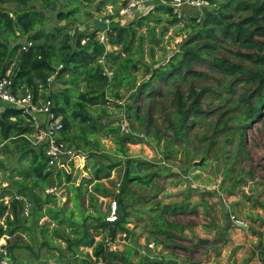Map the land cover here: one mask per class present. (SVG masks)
I'll use <instances>...</instances> for the list:
<instances>
[{
    "label": "trees",
    "instance_id": "obj_1",
    "mask_svg": "<svg viewBox=\"0 0 264 264\" xmlns=\"http://www.w3.org/2000/svg\"><path fill=\"white\" fill-rule=\"evenodd\" d=\"M67 1L64 9L57 14L60 22L66 23L49 27L52 22L49 13L57 9L59 0H0V76L10 71L16 89L22 93L31 92L35 100L51 99L52 110L63 123L61 139L73 149L75 146L83 149L89 157L95 156L90 152L95 142L93 137L102 133L112 135L123 153L126 152L125 144L149 140V133L144 136L125 133L122 125H111L118 119L112 118L109 107H120L126 93H131L127 96L131 101L125 105L128 117H135L143 125L150 114L141 112L137 99L141 95L166 97L173 87L174 93L179 95L175 91L177 86H182L189 78L200 76L194 65L202 62L214 72L238 76L241 66L217 55L225 43L259 50L257 55L237 54L250 57L251 61H260L264 66V41L255 39L257 34L264 36V25L261 24L264 20V0H203L209 5L203 10L194 8L198 12L188 19L187 26L193 32L170 55L163 44L166 30H158L157 25L166 14L171 17L170 24H176L180 19L170 8L159 5L157 0L153 2L155 7L147 13L138 14L126 24L121 23L124 19L121 9L108 14L106 18L117 22L110 24L105 40L100 39L101 28L88 27L92 16L91 4L96 0H70L71 4ZM108 1L102 0L103 3ZM8 4L13 7H8ZM81 7L88 8L84 14ZM245 11L250 15L241 18ZM82 26L86 28L82 29ZM22 38L25 42H33L28 50L23 49L25 42L21 41ZM108 45L115 49H109ZM158 48L163 51L161 57L156 55ZM261 64L255 66V71L248 70L246 74L249 78H259L261 85L256 93L241 99L247 106L243 116L239 117L241 124L234 129L239 137L245 136L246 127L259 118L264 108V68L260 70ZM244 81L249 80L245 78ZM56 83H60L61 87L51 91V85ZM190 90L192 103L187 106L186 101L179 97L181 108L176 118L171 119L174 141L181 138L184 128L189 127L191 116L199 118L205 112L201 104L203 94L193 87ZM103 119H108L107 123ZM33 131V120L23 109L4 105L0 110V143L17 145L23 156L28 158V168L13 171L10 183L0 190V239L6 238L4 247L8 258L13 260L16 250L28 249L34 257L29 264H49L48 258L42 259L39 253V250L47 248L58 251L52 256L56 258L55 264H96L99 259L104 264H134L129 249L111 251L108 243L115 240L118 233L131 234L132 229L128 225L132 222L131 211L142 219L141 211L133 209L135 192L129 182L149 184L156 173H144L143 168L149 170L147 165L143 166L144 162L127 158L126 178L118 192L103 183L102 179L110 177L111 170L120 163L99 164L77 186L73 183L77 177L72 173L49 165L44 148L34 145L28 138ZM155 136L160 142V132ZM232 139L230 137V141ZM170 152H167L168 157ZM69 164L73 166L74 161ZM64 183L75 192L73 206L69 208L58 205L55 191L48 192L62 187ZM89 185H92L91 191L88 190ZM112 185L117 186L115 182ZM86 193L96 216L86 214ZM98 196H112L119 205L117 220L108 221L102 217L96 225L108 230V234L100 240H96L97 235L88 222L90 217L99 219ZM184 204L158 200L148 207L151 214L150 235L158 244L161 240L165 248L172 247L170 237L173 231L185 229L184 225L168 218L182 212ZM44 218L48 221H42ZM60 241L67 243L69 251H80V247L85 246L92 248V253L83 254L80 251L86 257L81 258L74 253L66 258L57 245ZM146 248L143 246L141 252L146 253ZM155 259L163 262L160 258ZM152 260V256L147 255L135 264H147Z\"/></svg>",
    "mask_w": 264,
    "mask_h": 264
},
{
    "label": "rangeland",
    "instance_id": "obj_2",
    "mask_svg": "<svg viewBox=\"0 0 264 264\" xmlns=\"http://www.w3.org/2000/svg\"><path fill=\"white\" fill-rule=\"evenodd\" d=\"M65 1L59 0L57 9L49 13L52 19L49 27L53 24L66 23L60 22L57 18L58 12L64 9ZM67 2L72 3L70 0ZM155 5L153 4L154 7ZM8 7L12 8L13 5L8 4ZM91 7L92 16L88 27L101 28L99 34L101 37L106 29L102 27L109 25L106 16L114 14L117 8L121 9L122 1L109 0L103 3L102 0H96ZM87 9L81 7V13L84 14ZM184 10L186 17L176 24H170L171 17L166 14L164 20L157 25L158 30H166L163 44L168 50V55L178 50L180 43L193 32L187 23L189 16L198 11L195 12L196 9L187 6ZM138 14L128 13V16L121 14L124 18L121 23H128L138 17ZM242 14L241 18L250 15L248 11ZM261 24L264 25V20H261ZM71 27H74V24H71ZM85 28L82 26V29ZM255 39L264 41V36L257 34ZM21 41L25 42V39L22 38ZM108 48L115 49L110 45ZM237 53L257 55L259 50L225 43L217 55L240 65L238 76L214 72L209 66L200 62L193 66L200 76L189 78L185 84L177 86L175 91L177 90L179 95L174 93V87L166 97L159 94L151 98L141 95L137 99L140 110L142 113L150 114L143 125L135 117H128L125 105L131 101L127 98L131 93H126V99L120 107H109L112 118L118 119L111 125H122V131L125 133H137L141 136L149 133V140L125 144L126 152L123 153L112 135L102 133L93 137L95 142L90 152L95 153L94 157H89L87 152L75 146L76 156L71 159L74 165L66 163L63 167L67 173L77 177L73 183L78 186L82 179L88 177L99 164L120 163L111 170L110 177L102 179L103 183L116 192L126 178L124 173L127 158L144 162L143 166L147 165L149 168V170L143 168L144 173H156L149 184L129 182V186L135 192L132 200L133 209L141 211L142 219H138L137 213L131 211L132 222L128 224L132 229L131 234L125 236V233H118L115 239L117 249L110 248L111 251L129 249L134 264L147 255L153 256L154 259L160 258L163 263L167 261V264H246L247 258L260 257V249L264 246V108L259 118L246 127L245 136H237L234 129L241 124L239 117L243 116L247 106L241 99L256 93L261 85L259 78H249L246 74L248 70L255 71V66L261 62L251 61L250 57L239 56ZM162 54L163 51L158 48L157 57H161ZM254 59H257V56H254ZM259 68L262 70L264 66L261 64ZM9 73L10 71L7 72ZM239 78H248L249 81L238 80ZM59 87H61L60 83L52 84L50 90L55 91ZM190 87L203 94L201 104L205 112L199 118L191 116L189 127L184 128L181 138L174 141L171 119L176 118L181 108L179 97L186 101L187 106L192 103ZM107 121L108 119H103L104 123ZM158 132L161 134L160 142L155 136ZM33 136H30L32 141L35 140ZM230 137H233L231 141ZM167 152H170L169 157ZM27 163L28 158L23 156L17 145L10 142L0 143V190L2 186L10 183L13 171L27 169ZM113 182L117 186H113ZM88 190H92V185L88 186ZM52 191H55L59 198L58 205L66 208L73 206L72 197L75 192L69 189L68 184L64 183L60 188L48 190V192ZM98 198L101 212L99 219L90 217L88 220L93 233L97 235L96 240L108 234L107 229L96 225L102 217L108 216L115 201L112 196H98ZM146 200L149 202H142ZM158 200L163 203L185 202L182 212L168 216L170 220L185 226L183 231L172 232L174 234L170 237L171 248H165L161 240L158 244L149 232L151 214L148 207ZM187 202L190 204L187 205ZM84 207L87 209L86 214L97 215L95 209L91 208L88 193L85 196ZM118 213L119 205L117 215ZM44 220L48 221L47 218L42 221ZM236 220L242 221L247 228L238 229ZM259 238L263 242L259 241ZM150 243L154 244V248H150ZM5 244L6 238L2 237L0 264H29L34 259L28 249L16 250L15 258L9 259ZM57 245L66 258L74 253L81 258L86 257L83 256L84 253H92V248L85 246L80 247L83 254L77 250L69 251L65 241H60ZM143 246L150 250L146 248V253L141 252ZM37 250L38 247L35 246V251ZM39 253L42 259L48 258L49 264H55L56 258L52 256L58 253L57 250L43 248ZM260 264H264V260Z\"/></svg>",
    "mask_w": 264,
    "mask_h": 264
},
{
    "label": "built area",
    "instance_id": "obj_3",
    "mask_svg": "<svg viewBox=\"0 0 264 264\" xmlns=\"http://www.w3.org/2000/svg\"><path fill=\"white\" fill-rule=\"evenodd\" d=\"M122 7L120 13L127 15L128 13L143 14L153 6V1L156 0H121ZM159 5L168 7L178 19L186 17L184 7H193L203 10L209 3L203 0H157ZM107 33L100 38L105 40ZM33 45L32 41L24 43L23 49L28 50ZM14 81L9 74L0 76V110H3L4 105H12L19 107L27 112L34 123V131L31 136L34 137L32 143L38 147H43L46 156L48 157L49 165L57 168H63L65 164L72 161L76 156L75 150L61 139L63 123L61 117L56 116L52 110L53 101L35 100L34 95L27 91L22 93L14 86ZM125 127L123 126V130ZM118 204L116 201L112 203V210L106 217L108 221H115L117 215ZM237 226H243V222L236 220ZM126 236V234H124ZM116 240H110L108 245L110 248L117 249ZM150 248H154V244L150 243ZM96 264H104L102 259H99Z\"/></svg>",
    "mask_w": 264,
    "mask_h": 264
},
{
    "label": "crops",
    "instance_id": "obj_4",
    "mask_svg": "<svg viewBox=\"0 0 264 264\" xmlns=\"http://www.w3.org/2000/svg\"><path fill=\"white\" fill-rule=\"evenodd\" d=\"M151 7H153V6H151ZM150 7V8H151ZM149 8V9H150ZM149 9H148V11H149ZM145 13H147V11L145 12ZM144 14V13H143ZM106 22H108V27L110 26V24H111V20L110 19H106ZM106 26V25H105ZM104 26V27H105ZM108 27L106 26L105 28V34L107 33V29H108ZM30 136H31V134L28 136V138L32 141V139L30 138ZM8 185V184H7ZM7 185H5V186H7ZM238 227V229H246L247 228V226L246 225H243V226H237ZM234 236H236L235 234H234ZM262 239L261 238H259V241H261ZM256 241H257V239H256ZM258 241V242H259ZM263 241H264V239H263ZM263 241H261V242H263ZM263 245V244H262ZM159 250H161V248H159ZM260 257L259 256H257V257H255V258H252V257H250V258H247L246 259V264H260L263 260H264V246H262V248L260 249ZM226 255V253H224V255L223 256H225ZM152 261H149L147 264H167V261H164V263L162 262V263H160V262H158V260H156V259H154V257L152 256ZM245 264V263H244Z\"/></svg>",
    "mask_w": 264,
    "mask_h": 264
}]
</instances>
